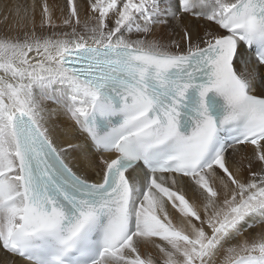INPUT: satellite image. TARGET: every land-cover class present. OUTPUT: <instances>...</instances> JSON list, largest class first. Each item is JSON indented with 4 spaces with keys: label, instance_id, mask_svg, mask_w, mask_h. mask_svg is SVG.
<instances>
[{
    "label": "snow or ice",
    "instance_id": "6c2138e0",
    "mask_svg": "<svg viewBox=\"0 0 264 264\" xmlns=\"http://www.w3.org/2000/svg\"><path fill=\"white\" fill-rule=\"evenodd\" d=\"M35 12L0 7V264H264V0Z\"/></svg>",
    "mask_w": 264,
    "mask_h": 264
},
{
    "label": "bare ground",
    "instance_id": "6f19581e",
    "mask_svg": "<svg viewBox=\"0 0 264 264\" xmlns=\"http://www.w3.org/2000/svg\"><path fill=\"white\" fill-rule=\"evenodd\" d=\"M6 2V0H0V7L3 6V4ZM20 3H26L29 6H31L32 4L36 5V12H35V17H36V22L37 24H39V20H40V4L42 3V0H19ZM66 0H48L49 6L53 8L54 10V15L56 17H59L58 15V11L57 9L54 7V5H58L59 7H61L62 5H65ZM5 28V25L3 23H0V31H2ZM191 194L189 193V196ZM260 231V229L257 228H253L249 230V233H246V235H255L256 232ZM145 251L144 249H142V252ZM152 255L155 257L157 255V253L152 250Z\"/></svg>",
    "mask_w": 264,
    "mask_h": 264
},
{
    "label": "rangeland",
    "instance_id": "374dc122",
    "mask_svg": "<svg viewBox=\"0 0 264 264\" xmlns=\"http://www.w3.org/2000/svg\"><path fill=\"white\" fill-rule=\"evenodd\" d=\"M64 5H62L61 7H63ZM54 7L57 9V11H58V15L60 14V12H59V9L61 8V7H59L58 5H54Z\"/></svg>",
    "mask_w": 264,
    "mask_h": 264
}]
</instances>
